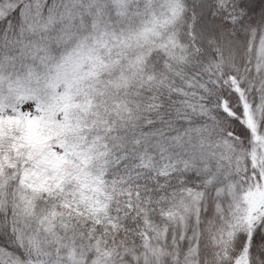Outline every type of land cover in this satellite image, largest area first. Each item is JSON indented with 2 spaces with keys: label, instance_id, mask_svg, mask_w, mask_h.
Segmentation results:
<instances>
[{
  "label": "snow or ice",
  "instance_id": "1",
  "mask_svg": "<svg viewBox=\"0 0 264 264\" xmlns=\"http://www.w3.org/2000/svg\"><path fill=\"white\" fill-rule=\"evenodd\" d=\"M0 264H264V0H0Z\"/></svg>",
  "mask_w": 264,
  "mask_h": 264
}]
</instances>
